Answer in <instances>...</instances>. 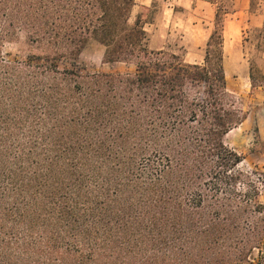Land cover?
<instances>
[{
    "label": "trees",
    "instance_id": "obj_1",
    "mask_svg": "<svg viewBox=\"0 0 264 264\" xmlns=\"http://www.w3.org/2000/svg\"><path fill=\"white\" fill-rule=\"evenodd\" d=\"M206 1L192 63L148 47L135 0H0V264H264V171L225 141L248 115L223 65L235 3ZM90 38L134 69L90 71ZM243 41L253 91L264 18Z\"/></svg>",
    "mask_w": 264,
    "mask_h": 264
},
{
    "label": "rangeland",
    "instance_id": "obj_2",
    "mask_svg": "<svg viewBox=\"0 0 264 264\" xmlns=\"http://www.w3.org/2000/svg\"><path fill=\"white\" fill-rule=\"evenodd\" d=\"M234 3L235 11L229 15L223 29V65L227 90L244 99L248 115L226 135L225 141L243 156V167L257 166L264 171V87L251 90L244 51L253 53V50L243 45L247 29L262 24L264 0H258L253 13L248 10L249 0H234ZM143 7L150 9L148 22L144 24L149 48L168 49L188 62H202L205 42L212 28V4L206 0H135L131 21L140 10L144 12ZM3 50L19 54L24 47L21 43H7ZM103 53L104 46L90 38L81 50L79 60L93 72L134 69L133 64L104 63Z\"/></svg>",
    "mask_w": 264,
    "mask_h": 264
}]
</instances>
